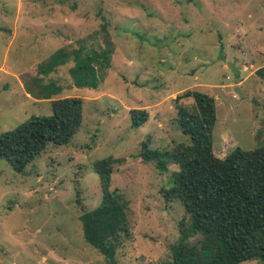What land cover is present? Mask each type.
<instances>
[{
  "label": "rangeland",
  "instance_id": "obj_1",
  "mask_svg": "<svg viewBox=\"0 0 264 264\" xmlns=\"http://www.w3.org/2000/svg\"><path fill=\"white\" fill-rule=\"evenodd\" d=\"M59 48L69 59L39 70ZM90 48L107 49L110 64L97 87H76L73 52ZM263 65L264 0H0V132L51 115L52 99L83 101L70 142L46 147L27 173L0 159V264H108L79 219L101 202L93 164L108 156L118 159L110 189L128 202L132 231L115 264H162L179 245L199 247L180 201L165 198L178 165L159 172L139 157L141 142L189 144L176 106L192 98L175 97L199 89L215 99V155L263 145ZM133 108L148 113L137 127Z\"/></svg>",
  "mask_w": 264,
  "mask_h": 264
},
{
  "label": "trees",
  "instance_id": "obj_2",
  "mask_svg": "<svg viewBox=\"0 0 264 264\" xmlns=\"http://www.w3.org/2000/svg\"><path fill=\"white\" fill-rule=\"evenodd\" d=\"M73 53L70 73L74 86L97 87L99 71L110 64L108 50L90 48L84 53L80 50ZM69 56L59 48L45 64L39 65V70L48 72ZM255 72L264 80V65ZM185 97H191L192 103L177 104L176 119L190 143L160 150L150 148L147 137L141 142L139 152V157L152 162L159 172L168 170L169 162L178 165V170L171 173V186L165 190V198L180 201L192 232L201 235L199 247L179 245L171 260L162 264H240L254 259L264 264V144L247 150L236 146L223 157L215 155L212 131L217 118L213 95L193 89L175 100ZM51 106V115H32L13 129L0 132V159L16 172L27 173L25 168L33 165L46 147L68 144L79 130L82 98L52 99ZM129 114L133 127L148 118L143 108L130 109ZM117 160L108 156L94 162L101 202L79 217L84 240L108 264H115L117 249L132 234L128 202L110 189L113 164Z\"/></svg>",
  "mask_w": 264,
  "mask_h": 264
},
{
  "label": "crops",
  "instance_id": "obj_3",
  "mask_svg": "<svg viewBox=\"0 0 264 264\" xmlns=\"http://www.w3.org/2000/svg\"><path fill=\"white\" fill-rule=\"evenodd\" d=\"M43 99V98H42ZM45 99V98H44ZM46 99H48V98H46Z\"/></svg>",
  "mask_w": 264,
  "mask_h": 264
}]
</instances>
